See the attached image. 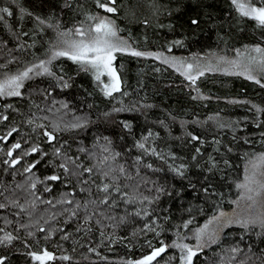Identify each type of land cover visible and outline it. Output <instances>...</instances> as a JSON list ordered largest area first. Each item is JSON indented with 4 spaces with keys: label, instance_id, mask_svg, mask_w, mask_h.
I'll use <instances>...</instances> for the list:
<instances>
[{
    "label": "trees",
    "instance_id": "trees-1",
    "mask_svg": "<svg viewBox=\"0 0 264 264\" xmlns=\"http://www.w3.org/2000/svg\"><path fill=\"white\" fill-rule=\"evenodd\" d=\"M101 21L125 49L111 95L82 64L53 58ZM256 48L264 27L232 0H0V83L32 69L20 95H0L3 264H40L32 254L45 251L44 264H136L161 247L151 264H181L186 244L191 264H264V225L200 235L264 157V73L204 71L193 83L163 62Z\"/></svg>",
    "mask_w": 264,
    "mask_h": 264
},
{
    "label": "rangeland",
    "instance_id": "rangeland-1",
    "mask_svg": "<svg viewBox=\"0 0 264 264\" xmlns=\"http://www.w3.org/2000/svg\"><path fill=\"white\" fill-rule=\"evenodd\" d=\"M112 2V0H108ZM241 3V1H239ZM235 6V5H234ZM236 8V7H235ZM237 9V8H236ZM239 12V11H238ZM240 13V12H239ZM250 18V17H249ZM255 21V20H254ZM96 35L95 28L91 29V33L88 32L83 36L77 35V32L73 35L72 41H80L84 40L85 42L89 41L92 37ZM114 38V37H113ZM112 38V39H113ZM65 46L64 51H70L68 44L63 43ZM68 59H70L67 56ZM264 60V55L260 53H254V51H243L235 53L231 58H226V60H215L213 62H200V63H187V62H177L171 60L163 61L164 64L170 66L173 70L178 72L185 80H189L187 76L184 74L186 70V66L188 64L193 65L191 70V75L196 76L200 74V72H222L226 74H235L239 76H243L248 78L249 75L253 76V73L259 71V73H264V66L261 65L260 61ZM88 68L93 74L94 78L96 77L95 70L92 69L88 65H83ZM117 76V75H116ZM96 79V78H95ZM9 80V79H8ZM2 81L1 83L6 82ZM101 86L103 90L106 91V85H111L112 81L107 74L101 75L100 80ZM4 95H7L6 93ZM9 96V95H7ZM254 165H258V167H254ZM244 177V183H248L246 181V176L253 178V182L249 183V187L252 191H248L246 188L238 187L239 196L237 200L234 202V206L229 212L223 213L224 215L219 214L215 218H212L208 222L207 228L205 226L200 230L201 234H203V238L207 242L210 243L214 240V237L217 236L225 226L229 224L234 225H254L256 227H260L264 225V160H261V157L257 158L251 167L247 168ZM251 197V199H249ZM130 200V199H128ZM126 200V201H128ZM243 222V223H242ZM246 223V224H245ZM202 240V238H201ZM188 248L192 249L193 252L197 251V247L195 245L186 244ZM180 251V259L181 264H186L185 258L188 255L187 249L182 247L179 249ZM142 260V259H141Z\"/></svg>",
    "mask_w": 264,
    "mask_h": 264
},
{
    "label": "snow or ice",
    "instance_id": "snow-or-ice-1",
    "mask_svg": "<svg viewBox=\"0 0 264 264\" xmlns=\"http://www.w3.org/2000/svg\"><path fill=\"white\" fill-rule=\"evenodd\" d=\"M114 2V0H112ZM233 5L237 8V10L240 12L242 16L250 17L251 19L255 20L258 24V26L264 27V7H254L250 4L240 3L239 0H232ZM99 7L105 9L107 12H114L115 9L112 7H108L105 3H99ZM3 11L7 12V9H4ZM10 14V13H9ZM193 24H196L197 21L193 20ZM95 33L96 35L92 37L89 41L85 42L84 40L80 41H72V42H65L68 44V47L70 51H58L53 54V58L58 56H68L71 60L74 62L80 63L82 65H88L92 69L95 70L96 73V80L99 81L101 75L107 74L112 83L111 85H106L105 88L107 89L105 91V95H111L112 92L119 90V78L116 76L115 69L113 68V61L115 60V52H123L125 49L120 47L119 44L115 43L113 41V37H116V32L112 28V26L109 23H106L105 21H101L99 24L95 27ZM77 35L83 36L84 33L81 30H77ZM256 52H264V49L256 48L254 49ZM131 55L133 56H141L144 55L141 52L133 51L131 52ZM261 65L264 66V60L260 61ZM37 67L42 68L44 72H48V69L44 66V63L42 62ZM193 68V65L188 64L186 66L185 75L189 80H191L193 83H195L196 77L191 75V70ZM32 69H28L27 71L21 73L19 76H14L7 80L4 83H0V95H4L5 93L7 95H20L19 91L17 90L19 87H21L20 81H22L24 78L28 77L29 72H31ZM200 75H203V72H200ZM248 79H254L251 75L248 76ZM259 83V81H256ZM67 86V85H65ZM45 135L49 136V139L51 140L53 137L45 133ZM193 139H197L196 137H193ZM15 147H20L19 144L15 145ZM140 147H143V145H140ZM33 152L37 151V149L33 148ZM11 155V153H9ZM261 160H264V157H261ZM61 167H64V165H61ZM254 167H258V165H254ZM30 170V169H28ZM67 171V169H65ZM90 171V169L88 170ZM264 174V173H261ZM49 179L56 180L58 177L52 176L49 177ZM246 181L248 183L241 184L239 187L246 188L248 191H252V189L249 187V183L253 182V178H250L246 176ZM34 187V185H33ZM251 199V197H249ZM0 207H3V205H0ZM221 215H224L223 213ZM211 223V221L209 222ZM205 228H207V225H205ZM6 241H11L12 237L10 235L5 236L4 238ZM187 249L188 255L185 258L186 264H191L192 256L195 255V253L192 251V249L188 248L187 245L183 246ZM165 251L164 247L155 249L151 255H148L144 257L142 260H139L136 262V264H151V262L156 259L161 253ZM33 259L36 261H39L40 264H44L47 260H52L53 256L51 253L45 251L43 254H35L33 253ZM64 259H68V257H64ZM0 264H3V261L0 260Z\"/></svg>",
    "mask_w": 264,
    "mask_h": 264
},
{
    "label": "water",
    "instance_id": "water-1",
    "mask_svg": "<svg viewBox=\"0 0 264 264\" xmlns=\"http://www.w3.org/2000/svg\"><path fill=\"white\" fill-rule=\"evenodd\" d=\"M42 255V254H41ZM48 261V260H47ZM39 262V261H38Z\"/></svg>",
    "mask_w": 264,
    "mask_h": 264
}]
</instances>
